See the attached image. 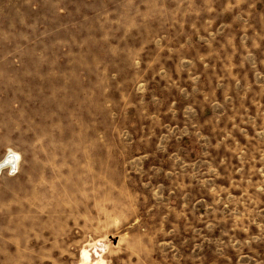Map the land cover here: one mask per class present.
I'll return each instance as SVG.
<instances>
[{"label":"rangeland","instance_id":"374dc122","mask_svg":"<svg viewBox=\"0 0 264 264\" xmlns=\"http://www.w3.org/2000/svg\"><path fill=\"white\" fill-rule=\"evenodd\" d=\"M10 149L0 264H264V0H0Z\"/></svg>","mask_w":264,"mask_h":264},{"label":"bare ground","instance_id":"6f19581e","mask_svg":"<svg viewBox=\"0 0 264 264\" xmlns=\"http://www.w3.org/2000/svg\"><path fill=\"white\" fill-rule=\"evenodd\" d=\"M19 161L20 154L10 149L7 154L2 159H0V173L6 169L12 173H15L16 169L19 167ZM81 255L83 259L82 264H95L92 254L88 250H83Z\"/></svg>","mask_w":264,"mask_h":264}]
</instances>
